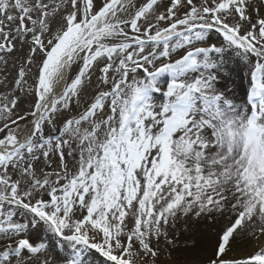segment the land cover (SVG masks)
<instances>
[{
  "label": "snow or ice",
  "instance_id": "obj_1",
  "mask_svg": "<svg viewBox=\"0 0 264 264\" xmlns=\"http://www.w3.org/2000/svg\"><path fill=\"white\" fill-rule=\"evenodd\" d=\"M93 256L264 264V0H0V264Z\"/></svg>",
  "mask_w": 264,
  "mask_h": 264
},
{
  "label": "bare ground",
  "instance_id": "obj_2",
  "mask_svg": "<svg viewBox=\"0 0 264 264\" xmlns=\"http://www.w3.org/2000/svg\"><path fill=\"white\" fill-rule=\"evenodd\" d=\"M213 40H216L217 37L215 35L212 36ZM229 69L231 70V76L228 80V86L234 87L236 90V93L240 99L245 98V94L247 92L248 86H249V73L248 68L239 61L235 56H233V59L230 61L228 65ZM221 227V224H215V225H207L204 224L201 227V232L204 235V238L207 239L209 234H214L216 229ZM33 233L36 235L47 237L48 234L38 232L36 229H33ZM59 250V249H57ZM177 256L184 255L183 253H176ZM91 261V264H102V259L99 256H93L89 258ZM162 261L167 260V255L161 257Z\"/></svg>",
  "mask_w": 264,
  "mask_h": 264
}]
</instances>
